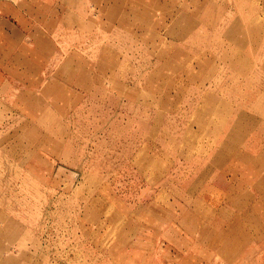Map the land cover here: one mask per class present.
<instances>
[{
  "label": "rangeland",
  "instance_id": "obj_1",
  "mask_svg": "<svg viewBox=\"0 0 264 264\" xmlns=\"http://www.w3.org/2000/svg\"><path fill=\"white\" fill-rule=\"evenodd\" d=\"M0 264H264V0H0Z\"/></svg>",
  "mask_w": 264,
  "mask_h": 264
}]
</instances>
